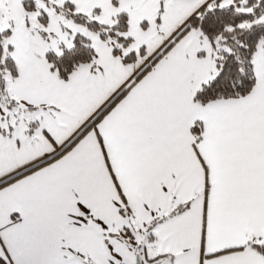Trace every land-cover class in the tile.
<instances>
[{
  "label": "snow or ice",
  "instance_id": "1",
  "mask_svg": "<svg viewBox=\"0 0 264 264\" xmlns=\"http://www.w3.org/2000/svg\"><path fill=\"white\" fill-rule=\"evenodd\" d=\"M0 264H264V0H0Z\"/></svg>",
  "mask_w": 264,
  "mask_h": 264
}]
</instances>
